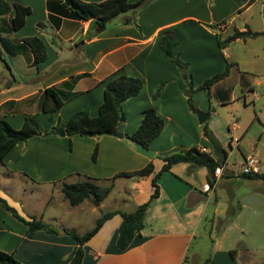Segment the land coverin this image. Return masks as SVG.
<instances>
[{"label": "crops", "instance_id": "obj_1", "mask_svg": "<svg viewBox=\"0 0 264 264\" xmlns=\"http://www.w3.org/2000/svg\"><path fill=\"white\" fill-rule=\"evenodd\" d=\"M15 3L31 7L26 23L17 30L13 27ZM131 11L117 15L105 29L97 31L92 20L63 17L56 25L50 19L48 0H0V118L15 128H20L28 115L39 124L44 115L49 119L41 109L42 93L47 87L59 86L78 93L55 112V125L49 119L40 134L20 141L0 161V197L21 216H36L50 225L29 230L0 201V249L13 253L25 264H67L79 243L66 229L83 235L104 212L133 211L154 191L153 174L134 176L135 209L112 207L98 213L110 194L101 203L91 198L72 205L63 192V184L72 182L66 181L67 177L61 179L69 170L73 174L82 170L78 180L86 176L109 178L118 172L141 169L152 160L158 172L164 164L160 156L194 146L207 147L216 159L228 155L221 177L207 167L184 162L163 172L158 179L160 194L150 203L144 228L130 247H118L123 218L115 214L84 244L83 264H191L190 255L198 260L199 253L190 252V246L198 237L218 186L228 187L239 180L251 184L264 181L244 176L230 161L234 153L243 159L254 154L260 160V173H264V0H146ZM165 30L172 31L177 39L173 56L184 66L161 48L159 39ZM236 30L260 34L237 38L221 48L219 41ZM32 36L42 38L46 44L48 56L39 63L24 41ZM228 64V75L209 89H199ZM117 71L144 80L140 93L123 102L126 119L125 123L121 121L119 131L124 135L134 133L142 122L143 111L150 107L166 119L164 130L150 146L156 153L154 158L138 152L125 136L112 134H72L73 150L68 157L64 151L63 157L60 153L64 141L56 127L65 128L69 117L79 110L97 115L106 81ZM194 109L210 113L205 123L218 146L205 135V123L199 122ZM96 145L99 150L94 161ZM219 148L226 152H219ZM85 152L88 165L82 169L79 158ZM207 184H212L210 190L205 189ZM45 185L51 188L48 201L60 193L56 199L70 215L48 211L45 203L42 209L33 208L26 198L28 190ZM83 210L92 214L84 227L80 217ZM222 236L226 237V232ZM210 252L204 260L209 258L207 264H264V260L253 261L252 248L225 247L220 238L213 239Z\"/></svg>", "mask_w": 264, "mask_h": 264}, {"label": "trees", "instance_id": "obj_2", "mask_svg": "<svg viewBox=\"0 0 264 264\" xmlns=\"http://www.w3.org/2000/svg\"><path fill=\"white\" fill-rule=\"evenodd\" d=\"M146 0L130 1V0H103L100 2L84 1V0H59V3H53L48 0V8L50 10V19L58 25L63 17L88 21L92 20V27L97 31H102L108 23L117 15L127 13L138 7ZM31 12V7L24 6L20 3H15V15L13 17L14 29L21 28L26 23V16ZM260 32L251 30L239 31L236 30L226 39L219 41L221 48L227 43L237 39L256 36ZM26 44L30 46L34 53L35 62L39 63L47 58L46 44L42 38L38 36L27 37L24 39ZM159 44L166 55L174 58V61L184 66L185 63L177 57L173 56V49L178 44L172 31L165 30L159 39ZM230 70V64L227 68L215 75L207 78L199 89H209L214 83L218 82ZM73 79V78H72ZM75 82V79H73ZM192 87V82H189ZM144 80L139 76L128 75L124 72L117 71L113 74L105 84L104 98L100 104L98 114L92 116L87 109L79 110L73 113L66 124L65 130L68 136L72 134L81 135H97L110 134L113 130H118L121 124L120 117L123 112V102L138 95L143 88ZM77 92L68 91L59 86L47 87L42 93L41 109L49 114L50 121L55 125L53 115L57 112L64 103L77 95ZM190 105H193V100L189 98ZM166 119L155 109L147 108L143 111V119L137 130L132 134H125V137L132 142L137 140L143 143L146 147H150L152 141L159 136L164 130ZM205 135L216 145H219L218 140L214 137L208 123L204 124ZM40 126L38 121L33 116H26L20 128H15L5 118H0V161H3L5 156L20 142L26 141L34 135L40 134ZM99 147L96 145L93 152V160H96ZM227 153L219 155L216 159L210 153L201 152L197 147L189 149H181L164 156H160L164 160L161 169L156 172L155 165L151 160L146 166L133 171H122L116 173L113 178L121 176H145L153 174L152 185L154 188L150 198L138 205L133 211L109 210L104 212L96 221L95 226L84 233L78 234L74 230L66 231L74 236L79 245L74 253V256L67 264H83L85 255L84 244L90 240L102 227L109 218L115 214L122 215V223L119 228L117 244L121 250H126L130 247L136 235L140 234L144 228V219L150 203L160 194V186L158 179L161 174L170 170L174 164L184 162L189 163L192 167H207L210 173L215 171V168L220 164H226ZM247 177L264 178V173L243 174ZM102 178L86 176L82 180L72 183L63 184V192L65 197L72 205H78L85 200L92 198L101 203L112 191L113 183L105 184L100 182ZM213 180H211L212 182ZM0 201L6 209L11 211L13 215L24 222L29 230H38L50 228V225L42 218L31 216L29 219L21 216L17 209L11 206L7 200L0 197ZM233 253V251H232ZM209 258L203 263L207 264ZM0 264H25L19 261L13 253L0 249Z\"/></svg>", "mask_w": 264, "mask_h": 264}, {"label": "rangeland", "instance_id": "obj_3", "mask_svg": "<svg viewBox=\"0 0 264 264\" xmlns=\"http://www.w3.org/2000/svg\"><path fill=\"white\" fill-rule=\"evenodd\" d=\"M44 116V120L41 118L39 120L40 129L44 128L49 120H47L48 115ZM123 123L125 122L123 121ZM61 138H63L64 141V149L60 154L66 157L67 154L73 150V136L65 135ZM213 145L215 144L213 143ZM85 149V147L82 148V150ZM228 149H230L229 146ZM64 151L66 152V156L63 154ZM230 161L231 163H236V168L239 169V166L243 162V156L234 153L231 155ZM79 162L83 167L82 169H85L86 165H88L86 152L79 158ZM62 170H64V168ZM80 171L81 172L74 174L70 172V170L64 172L65 176H61V179L62 177H67V179H65L66 181H76L80 173H82V170ZM115 174H113V176ZM113 176L100 180L102 183H113L114 185L112 192L105 199L106 205L100 207L98 213L101 210L110 209L112 207H121L125 210L135 209V199L133 197L135 189L133 183L135 177L121 176L113 178ZM263 180L264 178H260V181ZM232 183L233 184L228 187L226 185L218 186L216 196L213 197L208 208V214L199 228L198 237L190 246V252L199 253L198 260L196 255H193V257L190 255V260H192L191 264H201L204 262L211 253L213 239L216 238H220L225 247L232 245L233 247L241 249L243 246H248L252 248L254 262L264 260V181L260 184H251V182L248 183L244 180H239L237 182L232 181ZM50 190L51 188L49 185H45L34 191L30 189L28 190L26 198L28 202L33 205V208L38 207L39 209L41 207L42 209L45 203L48 211L54 209L58 213L62 211L70 215L68 208L65 207L62 201L56 199L60 193H56L55 198L48 201L47 197L50 196ZM13 192L15 191L13 190ZM80 217H82L81 219L84 227V225H88L87 222L92 218V214H90L89 211L83 210L80 211ZM224 232H226V237L222 236Z\"/></svg>", "mask_w": 264, "mask_h": 264}, {"label": "water", "instance_id": "obj_4", "mask_svg": "<svg viewBox=\"0 0 264 264\" xmlns=\"http://www.w3.org/2000/svg\"><path fill=\"white\" fill-rule=\"evenodd\" d=\"M194 112L198 115V120L200 123H205L210 117L209 112H204L201 109H194ZM125 119H126L125 114H124V112H122L121 117H120V121H124ZM55 131L62 136L66 135V130L63 126L56 128ZM110 134L116 135L118 137H124L125 136L124 133L119 131V130H113ZM90 135H93V134H90ZM134 144H135L136 150L138 152L149 157L150 159L154 158L156 153L151 147H146L143 143H141L137 140L134 141ZM218 151L219 152H226V150L224 148H221V149L219 148Z\"/></svg>", "mask_w": 264, "mask_h": 264}, {"label": "built area", "instance_id": "obj_5", "mask_svg": "<svg viewBox=\"0 0 264 264\" xmlns=\"http://www.w3.org/2000/svg\"><path fill=\"white\" fill-rule=\"evenodd\" d=\"M199 150L201 152L209 153V149L207 147H202ZM239 167L241 169V173L242 174H256V173H260L261 172L260 160L254 154L247 155L243 159V162H242V164ZM225 168H226V164L218 165L215 168L214 174L217 177H221L224 174ZM211 188H212V184H207L205 186L206 190H210Z\"/></svg>", "mask_w": 264, "mask_h": 264}]
</instances>
